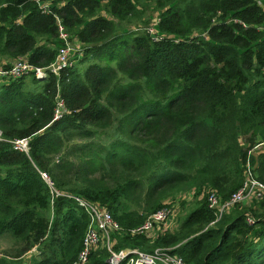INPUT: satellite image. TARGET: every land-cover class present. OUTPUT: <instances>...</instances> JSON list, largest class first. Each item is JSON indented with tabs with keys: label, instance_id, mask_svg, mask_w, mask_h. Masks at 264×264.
Segmentation results:
<instances>
[{
	"label": "trees",
	"instance_id": "trees-1",
	"mask_svg": "<svg viewBox=\"0 0 264 264\" xmlns=\"http://www.w3.org/2000/svg\"><path fill=\"white\" fill-rule=\"evenodd\" d=\"M154 5L150 33L125 25L140 18L142 0L53 1L47 10L36 0H0V67L19 55L47 65L62 41L56 17L82 44L57 75L0 78V236L19 244L0 253V264H21L32 247L27 264H70L80 249L83 210L50 198L39 170L104 205L122 229L190 187L226 198L246 165L264 183V0ZM14 137H26V152L11 147ZM214 212L203 195L174 231L112 235L113 247H170L183 264H264V195L208 225ZM105 256L98 247L88 264Z\"/></svg>",
	"mask_w": 264,
	"mask_h": 264
},
{
	"label": "built area",
	"instance_id": "built-area-1",
	"mask_svg": "<svg viewBox=\"0 0 264 264\" xmlns=\"http://www.w3.org/2000/svg\"><path fill=\"white\" fill-rule=\"evenodd\" d=\"M41 10H47L53 1L61 3L64 0H36ZM57 34L61 38V44L57 47L53 59L45 66H35L28 62L24 55L16 56L12 59L9 66L0 67V78H15L29 70H32L35 76H44L47 72L57 75L60 69L67 68L74 64L82 53V44L73 36H70L56 17ZM153 28V27H152ZM145 26V29L152 33L154 28ZM257 28L264 31V19L257 25ZM154 37V36H153ZM61 100L53 109L52 118L59 116ZM4 139L0 130V140ZM13 149L27 151L26 137H14L10 140ZM247 172L248 169H246ZM244 172L241 184L224 198L219 199L214 188L204 189L207 206L214 208L215 217L208 225H212L222 213H225L233 204L238 202H249L251 199H257L264 195V183L254 176ZM40 176L46 181L50 198L55 195H63L79 206L86 216L87 223L81 238V246L76 258L70 264H88L90 253L98 247L106 252L105 264H183L182 257L179 254L171 253L170 247H155L150 251H144L138 247H123L114 249V239L112 235L121 234H143L148 237L149 233L155 231L156 234L168 229L167 222L170 220L171 212L167 205H161L147 214L143 221L128 229H122L104 205L98 201L89 200L79 194L57 188L48 174L38 171ZM246 223H252V218L245 217ZM154 234V235H156ZM154 237V236H152Z\"/></svg>",
	"mask_w": 264,
	"mask_h": 264
},
{
	"label": "rangeland",
	"instance_id": "rangeland-1",
	"mask_svg": "<svg viewBox=\"0 0 264 264\" xmlns=\"http://www.w3.org/2000/svg\"><path fill=\"white\" fill-rule=\"evenodd\" d=\"M64 2V1H63ZM142 6H143V12L140 15V18L133 19L130 22H127L125 25L128 26V28H133L137 25L146 24L148 27H153L154 22L157 20V8L154 5V0H142ZM142 19H145V22L142 21ZM153 29V28H152ZM154 36L153 38H155ZM11 59V58H9ZM8 59V60H9ZM12 60V59H11ZM81 65V64H79ZM99 142L102 144L104 142H107L109 138H104L101 133H98V135L95 136ZM248 169L249 172L246 171ZM244 172L246 171L247 174H250L253 176L249 170V166L246 165L243 169ZM195 189L193 187H190L186 190H181L178 193H175L174 196H170L167 198H164L162 200V205H167L171 212L170 220L168 221V227L176 228L177 227V219L178 217H183L185 213L188 212V210L194 206L199 200L200 197L207 193L204 189H199L198 193H194ZM157 231L154 233L151 231L148 235V238H152L154 234H156ZM19 247V244L16 243L12 238H10L7 235L0 236V253H8L13 254L15 250ZM33 254H36L35 251L29 249L26 253H23L19 256V259L21 260V264H27L28 258L32 256Z\"/></svg>",
	"mask_w": 264,
	"mask_h": 264
},
{
	"label": "crops",
	"instance_id": "crops-1",
	"mask_svg": "<svg viewBox=\"0 0 264 264\" xmlns=\"http://www.w3.org/2000/svg\"><path fill=\"white\" fill-rule=\"evenodd\" d=\"M169 222H167V225ZM176 228L168 227V231H174ZM31 250L35 251V247H32Z\"/></svg>",
	"mask_w": 264,
	"mask_h": 264
}]
</instances>
